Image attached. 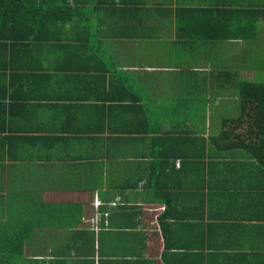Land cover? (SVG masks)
<instances>
[{"label":"crops","instance_id":"crops-1","mask_svg":"<svg viewBox=\"0 0 264 264\" xmlns=\"http://www.w3.org/2000/svg\"><path fill=\"white\" fill-rule=\"evenodd\" d=\"M26 1L0 48V264H264L237 86L264 76V0Z\"/></svg>","mask_w":264,"mask_h":264},{"label":"trees","instance_id":"trees-1","mask_svg":"<svg viewBox=\"0 0 264 264\" xmlns=\"http://www.w3.org/2000/svg\"><path fill=\"white\" fill-rule=\"evenodd\" d=\"M66 5L68 4L63 3L59 5V7H65ZM30 7L31 6L26 0H0V48L4 47V51L10 41L25 38L20 34L21 32H19L24 30L25 26L21 25V28L18 23L25 19L24 12H28L27 10ZM18 10L21 12H18ZM56 11L57 10L55 9L54 12L56 13ZM19 14L22 15L19 16ZM24 23H26V21H24ZM27 35L31 34L29 33ZM242 36L245 37L244 34L239 31H235V33L228 36V39H239V37ZM1 68L7 69V67L3 68L0 66V69ZM0 77L4 80L1 88L5 90L8 86L5 82L6 75L3 74V72H0ZM237 86L241 97L242 112L245 113L247 108L257 110L258 116L255 118L258 122L260 131L264 133V82L241 80L237 82ZM240 144L253 152L255 156L264 163V138H262L258 143L254 142L249 144L242 142Z\"/></svg>","mask_w":264,"mask_h":264},{"label":"rangeland","instance_id":"rangeland-1","mask_svg":"<svg viewBox=\"0 0 264 264\" xmlns=\"http://www.w3.org/2000/svg\"><path fill=\"white\" fill-rule=\"evenodd\" d=\"M239 65V64H238ZM234 66H236V65H234ZM232 69H234L233 67H232ZM241 73V75H242V77H244L243 76V73L242 72H240ZM245 78V77H244ZM255 81H260V82H264V76H260V77H254L253 78Z\"/></svg>","mask_w":264,"mask_h":264}]
</instances>
